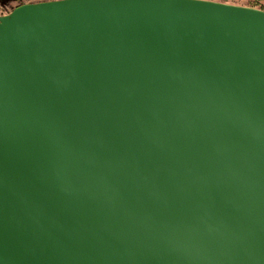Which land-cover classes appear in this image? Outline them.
Masks as SVG:
<instances>
[{
  "label": "water",
  "instance_id": "water-1",
  "mask_svg": "<svg viewBox=\"0 0 264 264\" xmlns=\"http://www.w3.org/2000/svg\"><path fill=\"white\" fill-rule=\"evenodd\" d=\"M0 264H264V12L0 17Z\"/></svg>",
  "mask_w": 264,
  "mask_h": 264
},
{
  "label": "rangeland",
  "instance_id": "rangeland-1",
  "mask_svg": "<svg viewBox=\"0 0 264 264\" xmlns=\"http://www.w3.org/2000/svg\"><path fill=\"white\" fill-rule=\"evenodd\" d=\"M57 0H0V17L9 15L15 8L25 4H36ZM227 5L240 6L264 12V0H206Z\"/></svg>",
  "mask_w": 264,
  "mask_h": 264
}]
</instances>
